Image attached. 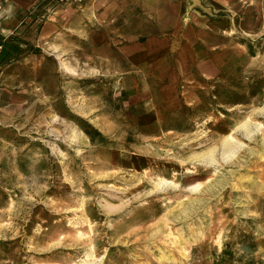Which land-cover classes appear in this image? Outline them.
<instances>
[{
    "label": "rangeland",
    "instance_id": "1",
    "mask_svg": "<svg viewBox=\"0 0 264 264\" xmlns=\"http://www.w3.org/2000/svg\"><path fill=\"white\" fill-rule=\"evenodd\" d=\"M215 1L44 0L3 38L0 264H264V0Z\"/></svg>",
    "mask_w": 264,
    "mask_h": 264
},
{
    "label": "crops",
    "instance_id": "2",
    "mask_svg": "<svg viewBox=\"0 0 264 264\" xmlns=\"http://www.w3.org/2000/svg\"><path fill=\"white\" fill-rule=\"evenodd\" d=\"M43 1L44 0H2L3 8L0 13L1 39L3 40L6 36L13 34L23 21L30 19L35 9L38 8ZM215 2H223V0H216Z\"/></svg>",
    "mask_w": 264,
    "mask_h": 264
},
{
    "label": "trees",
    "instance_id": "3",
    "mask_svg": "<svg viewBox=\"0 0 264 264\" xmlns=\"http://www.w3.org/2000/svg\"><path fill=\"white\" fill-rule=\"evenodd\" d=\"M1 44L2 51L0 52V68L5 65L11 58L19 55L22 52V48H20L19 43L14 38L9 39L4 45L1 41Z\"/></svg>",
    "mask_w": 264,
    "mask_h": 264
},
{
    "label": "built area",
    "instance_id": "4",
    "mask_svg": "<svg viewBox=\"0 0 264 264\" xmlns=\"http://www.w3.org/2000/svg\"><path fill=\"white\" fill-rule=\"evenodd\" d=\"M61 2H66V3H70V4H82L84 3L86 0H60ZM2 8H3V4H2V0H0V13L2 11ZM1 35H0V50L2 48V44H1Z\"/></svg>",
    "mask_w": 264,
    "mask_h": 264
}]
</instances>
